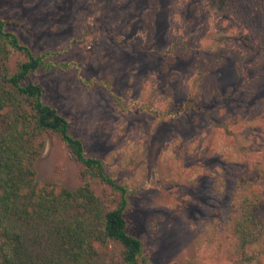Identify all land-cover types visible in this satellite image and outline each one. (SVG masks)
Returning a JSON list of instances; mask_svg holds the SVG:
<instances>
[{
  "label": "rangeland",
  "instance_id": "rangeland-1",
  "mask_svg": "<svg viewBox=\"0 0 264 264\" xmlns=\"http://www.w3.org/2000/svg\"><path fill=\"white\" fill-rule=\"evenodd\" d=\"M186 1L0 0V17L34 55L62 52L46 59L67 67L40 68L27 79L42 87V102L67 119L86 154L98 157L127 188L125 220L129 234L142 241L143 264H264L258 117L264 115V74L257 81L250 71L249 83L241 82L243 70L252 67L250 54L259 52L253 27L260 21L249 24L253 48L246 49L225 42L226 32L243 28L224 17L202 8L197 17L190 9L187 22ZM179 39L186 47L173 48ZM24 60L12 51L4 66L8 74ZM35 141L42 149L32 160L34 182L51 184L57 193L87 187L102 203L116 198L83 176V166L59 138L47 133ZM245 187L256 202L240 197ZM241 204L257 239L246 247V262L236 256L233 240ZM69 207L74 217H85ZM24 230L40 264H70L53 257L56 243L46 227ZM81 264H119L117 249L95 242Z\"/></svg>",
  "mask_w": 264,
  "mask_h": 264
},
{
  "label": "trees",
  "instance_id": "trees-1",
  "mask_svg": "<svg viewBox=\"0 0 264 264\" xmlns=\"http://www.w3.org/2000/svg\"><path fill=\"white\" fill-rule=\"evenodd\" d=\"M186 3L187 22L191 21L190 9L199 17L197 13L202 8L201 11L206 10L208 16L228 19L233 28L240 25L242 32H226L224 40L246 49L253 48L250 30L247 29H250L256 17L259 18V26L253 27L254 36L259 39V52L250 54L252 67L243 70L241 82L249 83L247 78L251 75L250 71L255 73L257 81L260 80L264 74V0H190ZM8 25L9 22L0 17V123L6 124L4 128L0 126V264L41 263L38 255L30 250L25 242L24 229L29 224L38 228L46 227L50 235H54L56 249L53 247L52 255L56 260L61 261L60 257H63L70 264H81L93 249V243L98 242L101 246L112 244L117 249L119 264H143L142 241L129 234L125 220L129 202L127 188L116 183L112 176L105 172V166L98 157L86 154L83 142L72 133L67 119L56 109L42 102V87L27 79L30 73L40 68L67 67L68 64L55 65L46 59L62 52L34 55L15 33L7 30ZM177 43L185 46L186 42L176 40L173 48ZM12 51L24 54L25 60L17 64V70L13 74H8L4 66ZM218 53L216 57L224 63L227 62L226 56L222 52ZM212 55L217 54L212 52ZM236 58L243 59L238 54ZM234 67L239 66L234 63ZM80 80L89 85L88 80ZM212 93L218 95L219 90L214 88ZM117 101L119 98H116ZM116 105L121 108L119 102ZM258 117L262 125L260 133L264 135V115ZM259 127L255 126L256 129ZM47 133L59 138L75 160L83 166V176L107 187L111 193L116 194V198L108 200L105 197L102 203L87 187L75 192L62 188L57 193L51 184L40 186L34 182L32 160L38 157L42 149V144L37 143L35 139ZM248 192L245 187L240 197L248 203L256 202L254 197L248 196ZM102 205L107 206L105 212L102 211ZM69 206L75 214L79 212L85 217L77 218L71 215L67 211ZM243 209V204L237 209V226L234 225L233 240L234 244H237L236 256L246 262L250 260L246 247L257 239L249 231L252 224L244 222L247 218L246 214L242 213ZM244 217L245 219H242ZM261 230L263 234L264 229ZM48 264L54 263L49 261Z\"/></svg>",
  "mask_w": 264,
  "mask_h": 264
}]
</instances>
